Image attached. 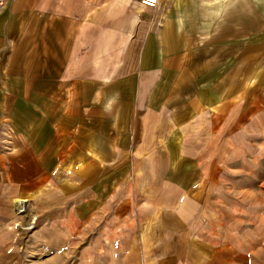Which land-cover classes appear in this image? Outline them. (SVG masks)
Returning a JSON list of instances; mask_svg holds the SVG:
<instances>
[{
    "label": "crops",
    "instance_id": "crops-1",
    "mask_svg": "<svg viewBox=\"0 0 264 264\" xmlns=\"http://www.w3.org/2000/svg\"><path fill=\"white\" fill-rule=\"evenodd\" d=\"M259 124L264 0H8L0 264H249Z\"/></svg>",
    "mask_w": 264,
    "mask_h": 264
},
{
    "label": "rangeland",
    "instance_id": "rangeland-1",
    "mask_svg": "<svg viewBox=\"0 0 264 264\" xmlns=\"http://www.w3.org/2000/svg\"><path fill=\"white\" fill-rule=\"evenodd\" d=\"M257 2V1H256ZM261 131H256V139H255V150H254V154H255V161L256 158H258V166L259 169L255 174L254 177V182L250 181V179H245L244 181L241 182L240 185L243 186H247L248 183V188L244 189L243 191H241L239 189V193H238V197L240 198V200H244L245 202L247 200H251L252 198L255 197V199L257 200V202L254 203V205H248L246 204L243 200L244 205H242V209H240V212L238 214V222L240 223V226L244 225V227H248V226H254L255 228H261L262 230H264V125L259 124L258 125ZM263 133V134H262ZM254 184L253 186V191L254 194H246V191L249 189L250 190V184ZM244 193V194H243ZM243 195V197H242ZM250 206L254 207V218H255V222L252 225V221L249 222V219L246 218V216H248L249 218L253 219L251 214L248 215V213H246V209ZM220 208V210L222 212L223 211V205L218 206ZM23 210L22 207H20L19 211ZM218 213H220V211L218 210ZM219 219H222V221H224L226 219V221L228 223L231 222V218L230 216H227L225 214H222L221 216H217ZM244 219V220H243ZM248 219V221H247ZM236 217L233 219V221H236ZM237 222V221H236ZM244 222V224H243ZM34 223H30L29 227L33 228ZM89 253V254H88ZM87 254L84 255V259H82V253H75V255L72 257V259H68V261L64 262V264H90V262L87 260V257L89 259V257H91V252H88ZM78 254H81L78 258ZM78 259V261H77ZM92 259V257H91ZM82 260V261H80ZM249 264H264V249L259 251L258 254L256 255V257L251 258L249 261Z\"/></svg>",
    "mask_w": 264,
    "mask_h": 264
},
{
    "label": "built area",
    "instance_id": "built-area-1",
    "mask_svg": "<svg viewBox=\"0 0 264 264\" xmlns=\"http://www.w3.org/2000/svg\"><path fill=\"white\" fill-rule=\"evenodd\" d=\"M8 0H0V10L4 8ZM160 0H140V4L146 8H153L159 4Z\"/></svg>",
    "mask_w": 264,
    "mask_h": 264
},
{
    "label": "bare ground",
    "instance_id": "bare-ground-1",
    "mask_svg": "<svg viewBox=\"0 0 264 264\" xmlns=\"http://www.w3.org/2000/svg\"><path fill=\"white\" fill-rule=\"evenodd\" d=\"M32 223V222H31Z\"/></svg>",
    "mask_w": 264,
    "mask_h": 264
}]
</instances>
